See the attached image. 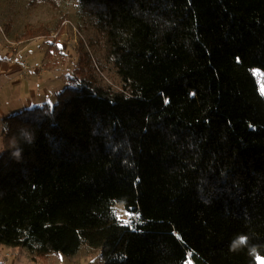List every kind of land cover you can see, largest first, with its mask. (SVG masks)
<instances>
[{
    "label": "trees",
    "instance_id": "trees-1",
    "mask_svg": "<svg viewBox=\"0 0 264 264\" xmlns=\"http://www.w3.org/2000/svg\"><path fill=\"white\" fill-rule=\"evenodd\" d=\"M79 1L121 87L103 85L80 41L57 103L4 119L0 247L35 261L88 245L103 264H259L264 0ZM51 32L27 25L19 41Z\"/></svg>",
    "mask_w": 264,
    "mask_h": 264
},
{
    "label": "rangeland",
    "instance_id": "rangeland-1",
    "mask_svg": "<svg viewBox=\"0 0 264 264\" xmlns=\"http://www.w3.org/2000/svg\"><path fill=\"white\" fill-rule=\"evenodd\" d=\"M32 1L0 0V30L4 34L12 33L11 35L15 38L20 37L27 25L34 28L46 27L52 30L49 37L34 39L30 42L22 41L27 48L25 55L31 57L29 58L30 65L38 66L37 68L26 67L25 72L38 69L43 79L41 95L44 97V103L41 101L38 106L55 105L57 95L68 86V79L73 76L77 67L80 41L85 43L95 63L99 65V78L103 85L119 90L121 79L109 58L107 41L96 31L95 19L83 13L80 1L62 0L57 9L46 3L33 4ZM62 18L66 19L64 22L66 31L58 39V31L55 29L58 26V21ZM8 26L11 28L10 32L7 31ZM55 40H58L60 51H52L50 56L46 57L51 43ZM91 43H94L93 46ZM15 77L17 78V75ZM258 78L261 89H264V77L260 74ZM0 102L3 104L4 101ZM4 128L5 124L1 120L0 130H4ZM0 154H2V150ZM115 208L120 220L128 223L130 215L125 211L123 205L117 204ZM258 262L264 264V258L260 257ZM0 264H103V259L100 249H93L88 245H84L80 252L71 258L62 254H54L47 260L39 259L38 261L33 260L27 250L1 246Z\"/></svg>",
    "mask_w": 264,
    "mask_h": 264
},
{
    "label": "crops",
    "instance_id": "crops-1",
    "mask_svg": "<svg viewBox=\"0 0 264 264\" xmlns=\"http://www.w3.org/2000/svg\"><path fill=\"white\" fill-rule=\"evenodd\" d=\"M11 34L0 30V101H4L3 104L0 102V126L1 120L17 113L15 111L36 107L41 101L44 103L41 73L38 69L25 72L26 67L38 66L30 65L31 57L25 55L24 43ZM2 132L0 130V153Z\"/></svg>",
    "mask_w": 264,
    "mask_h": 264
},
{
    "label": "built area",
    "instance_id": "built-area-1",
    "mask_svg": "<svg viewBox=\"0 0 264 264\" xmlns=\"http://www.w3.org/2000/svg\"><path fill=\"white\" fill-rule=\"evenodd\" d=\"M135 221H137V216H136V215H130V218H129L128 224H132V223H134ZM129 222H130V223H129Z\"/></svg>",
    "mask_w": 264,
    "mask_h": 264
},
{
    "label": "clouds",
    "instance_id": "clouds-1",
    "mask_svg": "<svg viewBox=\"0 0 264 264\" xmlns=\"http://www.w3.org/2000/svg\"><path fill=\"white\" fill-rule=\"evenodd\" d=\"M21 135L24 136V137H26V138L28 137V134L26 132H21ZM13 155L14 156H18L19 155V151L14 152Z\"/></svg>",
    "mask_w": 264,
    "mask_h": 264
},
{
    "label": "snow or ice",
    "instance_id": "snow-or-ice-1",
    "mask_svg": "<svg viewBox=\"0 0 264 264\" xmlns=\"http://www.w3.org/2000/svg\"><path fill=\"white\" fill-rule=\"evenodd\" d=\"M261 95L264 96V89H261Z\"/></svg>",
    "mask_w": 264,
    "mask_h": 264
}]
</instances>
